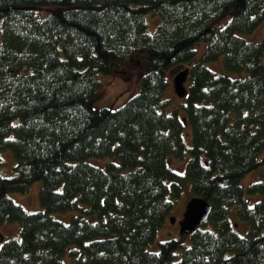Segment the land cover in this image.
I'll return each mask as SVG.
<instances>
[{"label": "trees", "instance_id": "obj_1", "mask_svg": "<svg viewBox=\"0 0 264 264\" xmlns=\"http://www.w3.org/2000/svg\"><path fill=\"white\" fill-rule=\"evenodd\" d=\"M148 12L160 16L153 33ZM0 20V163L3 150L16 159L13 175L0 173V223L21 226L0 264H65L68 246L72 264H264V198L251 205L240 180L264 162V38L241 35L263 22L264 0H0ZM220 55L226 72L206 64ZM124 60L141 69L138 91L94 107L99 74ZM183 64L180 114L164 92ZM36 180L43 210L4 192ZM185 183L209 218L189 246L148 249ZM246 190L264 197V169ZM69 210L68 222L52 214Z\"/></svg>", "mask_w": 264, "mask_h": 264}, {"label": "rangeland", "instance_id": "obj_2", "mask_svg": "<svg viewBox=\"0 0 264 264\" xmlns=\"http://www.w3.org/2000/svg\"><path fill=\"white\" fill-rule=\"evenodd\" d=\"M146 20V30L150 33H153L157 27L158 22L160 21V16L148 12L145 15ZM243 37L248 40H261L264 38V20L256 28L248 33H241ZM2 43V28L0 20V46ZM207 45L206 41H200L197 44V54L196 58L200 57L205 46ZM223 55H220L215 60L207 61L206 64L209 68L216 72H226L223 67ZM132 63L129 60H124L122 63L123 70H118L115 73L103 74L100 73V87H99V97L93 101V106L96 108L101 107H110L116 108L122 105L131 95L136 93L139 89V78L141 69L137 65H131ZM186 65H178L177 67L169 71L170 83L164 92V97H169L170 102L167 111L173 112L174 109L178 113L182 114L183 108L181 106L183 100L182 97L174 90L173 85V76L180 69L184 68ZM185 86H187V81H185ZM183 136L187 144H191L190 137V128L187 125L184 128ZM263 154V152H262ZM2 161L0 163V173L3 176H11L15 173L16 159L13 157L11 150L1 151ZM93 163L104 164L106 158H90ZM172 164L178 167V169H183V161L179 159H172ZM264 169V162L260 164L256 169L245 174L241 180V184L244 187V197L247 201L253 205L258 199L264 198L260 193H250L248 192L247 186L250 182L258 180L260 178L261 171ZM42 187V182L36 180L32 183L28 191L26 192H17V191H4L5 194L13 198L16 202L20 203L28 211H38L43 210L44 207L40 202V189ZM190 191V186L188 183H185L182 187V191L179 197H177L173 203L171 212L167 216L164 223L158 228L154 240L148 245V249L157 250L158 244L162 240L174 238L184 243L185 247L189 246L191 243V236L189 233L181 234L180 233V221L183 218V213L185 211L186 204L188 200L192 197ZM76 213V210H69L66 212H53V216L59 218L63 221L68 222L73 214ZM171 216L175 217V221L171 220ZM228 217L231 220V223H234L236 226L237 233L244 235L246 233V224L243 220H239L236 215L235 204L229 205ZM264 232V231H263ZM21 226L18 221H8L5 220L0 223V247L4 240L12 237H20ZM70 246L66 248V251L63 255V261L65 264H72V257L69 254ZM183 253V248L178 249V259Z\"/></svg>", "mask_w": 264, "mask_h": 264}, {"label": "water", "instance_id": "obj_3", "mask_svg": "<svg viewBox=\"0 0 264 264\" xmlns=\"http://www.w3.org/2000/svg\"><path fill=\"white\" fill-rule=\"evenodd\" d=\"M188 71V67H185L173 76L174 90L180 97L185 96L187 91L185 81L188 76ZM211 210L212 205L204 197L192 196L186 204L183 218L180 221V233L186 234L193 232L199 224L209 218ZM171 220L174 222L175 217L171 216Z\"/></svg>", "mask_w": 264, "mask_h": 264}, {"label": "bare ground", "instance_id": "obj_4", "mask_svg": "<svg viewBox=\"0 0 264 264\" xmlns=\"http://www.w3.org/2000/svg\"><path fill=\"white\" fill-rule=\"evenodd\" d=\"M199 226V225H198ZM236 226V225H235Z\"/></svg>", "mask_w": 264, "mask_h": 264}]
</instances>
